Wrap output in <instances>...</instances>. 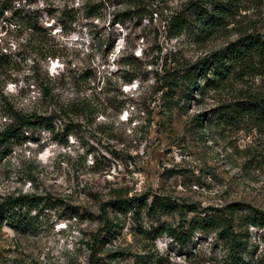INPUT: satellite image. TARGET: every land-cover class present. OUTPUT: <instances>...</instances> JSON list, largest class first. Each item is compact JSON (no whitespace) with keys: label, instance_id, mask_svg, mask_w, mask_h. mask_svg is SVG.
Returning <instances> with one entry per match:
<instances>
[{"label":"rangeland","instance_id":"rangeland-1","mask_svg":"<svg viewBox=\"0 0 264 264\" xmlns=\"http://www.w3.org/2000/svg\"><path fill=\"white\" fill-rule=\"evenodd\" d=\"M4 1L0 132L14 111L49 116L53 129L26 127L0 156V204L18 194L44 197L16 208L28 211V223L2 218L0 264H233L214 232L197 231L178 246L165 233L153 239L150 229L236 201L264 211V124H220L216 116L220 105L264 95V67L254 59L246 76L192 97L177 77L242 35L264 37V0L242 1L206 36L193 32V18L178 35L167 27L191 0H137L132 8L123 0ZM44 44L53 57L42 59ZM154 196L187 218L145 208L139 218L112 214L106 205L130 197L149 205ZM104 215H116L110 232ZM249 229L240 264H264V236Z\"/></svg>","mask_w":264,"mask_h":264},{"label":"trees","instance_id":"trees-1","mask_svg":"<svg viewBox=\"0 0 264 264\" xmlns=\"http://www.w3.org/2000/svg\"><path fill=\"white\" fill-rule=\"evenodd\" d=\"M128 7L138 5L137 0H123ZM245 0H191L186 6V12L172 13L167 19V27L173 35L180 34L183 30L190 27V18L195 20L198 27L197 32L212 34L215 30L224 25L226 18L232 13L238 11L241 2ZM248 1V0H247ZM0 18L8 5L5 1H0ZM141 8V7H140ZM140 8L138 10H140ZM143 9V8H142ZM131 10L128 9L123 14L130 16ZM119 17L113 19L117 22ZM42 59L53 57L54 53L46 48V45L40 47ZM254 59L258 60L260 68L264 67V37L257 35H242L235 41L226 45L225 48L216 50L200 60L185 65L180 69L183 73H178L177 77L185 84L184 94L192 97L191 92L197 90L203 92L208 88L220 87L225 79L236 75L246 76L254 68ZM137 57L132 53L128 55L129 63H133ZM135 78L132 73L123 76L124 83H130ZM44 95L50 93L49 80L43 86ZM89 106V105H88ZM223 109L216 115L220 124H238L247 122L253 125L264 124V95L247 94L240 99L233 100L229 103L220 105ZM12 122L9 123L0 132V156L5 152L6 144L12 139L19 136L26 127H40L52 130L51 117L44 115H25L14 111L12 113ZM67 134V132H66ZM36 203L44 200L42 196H32ZM27 194H18L9 196L6 201L0 204V226L4 216H8L13 221V227L22 226L29 220L28 211H15L18 207L28 205V199L32 198ZM112 214L120 212L123 215L131 212L133 215H141L143 208L149 214L158 211L175 210L182 218L186 217V211L181 206L171 204L167 199L154 196L149 205L142 201L136 203L135 198H116L109 201ZM188 211H193V207H188ZM104 209V207H103ZM107 213V212H106ZM241 213V214H240ZM116 215L110 218L104 215L103 227L106 232H110L118 226ZM250 227L260 229L264 236V211L244 202H231L224 207L217 209L216 212L193 215L190 219L178 222L176 226H165L159 224L150 229L152 238L155 239L162 234H167L171 241L178 246H184L191 241L197 231H201L204 236L210 232L215 233V238L221 241L230 251V258L233 264H240L242 255L246 253L250 240ZM94 240H97L95 238ZM95 249L94 245H91ZM95 251V250H94ZM97 262V259L95 260Z\"/></svg>","mask_w":264,"mask_h":264}]
</instances>
